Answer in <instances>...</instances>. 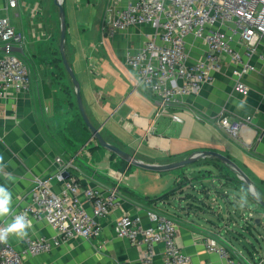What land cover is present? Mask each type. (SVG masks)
I'll list each match as a JSON object with an SVG mask.
<instances>
[{"label":"crops","instance_id":"1","mask_svg":"<svg viewBox=\"0 0 264 264\" xmlns=\"http://www.w3.org/2000/svg\"><path fill=\"white\" fill-rule=\"evenodd\" d=\"M129 2L61 0L66 20L64 52L90 122L106 142L148 165L173 163L198 151L221 153L245 173L264 200V38L252 53L241 42L234 43L243 60L254 66L239 78L247 87L246 94L235 89L237 77L233 72L237 66L223 56L221 69L213 72L198 92L162 109L147 89L136 84L133 72L124 63L125 51L141 46L151 37L152 29L136 25L112 37L101 33L103 21ZM4 15L25 38L13 53L28 62L24 63L31 80L27 93L0 98V186L12 194L11 213L30 202L36 177H52V189H63L64 181L53 178L56 157L72 161L74 167L65 175L78 180L82 187L105 193L118 186L119 206L100 220L99 237L66 241L51 252L29 256L28 261L140 264L145 247L117 238L113 226L124 213L137 215L142 224L148 225L147 212H154L174 222L177 244L194 264H221L217 255L206 250L208 239L224 246L242 264H264L262 245L250 251L238 244L242 233L234 217L240 209L239 194L246 193L244 183L216 176L224 188L223 193L215 192L227 202V213L222 215L221 205L218 212L214 211L216 201L210 198L212 191L207 190L205 178L192 176L217 159L205 157L195 165L155 171L112 156L114 153L98 146L82 120L75 87L62 59L59 61L61 25L54 0H18L16 8H8L7 0H0V17ZM203 49L201 41L188 40L191 61L197 60ZM3 53L0 43V57ZM173 114L181 121L173 120ZM221 115L231 120L250 117V121L232 135L219 125ZM196 180L202 183L200 191L195 188ZM230 190L236 197L232 200L228 197ZM228 208L234 210V217ZM9 217L0 218V223H10ZM55 235L46 223L32 222L26 238ZM26 238L9 236L20 249ZM161 250L157 245L154 264H162Z\"/></svg>","mask_w":264,"mask_h":264},{"label":"built area","instance_id":"2","mask_svg":"<svg viewBox=\"0 0 264 264\" xmlns=\"http://www.w3.org/2000/svg\"><path fill=\"white\" fill-rule=\"evenodd\" d=\"M18 0H7L8 8H16ZM149 26L152 35L138 48L125 51L124 63L133 72L136 84L147 89L156 105L162 109L179 103L183 96L198 92L212 73L221 69V58L228 56L237 66L235 89L247 93L240 76L254 66L243 60L235 41L241 42L248 53L255 51L264 38V0H130L103 21L100 29L105 36L124 32L133 26ZM201 41V56L191 61L188 40ZM25 38L4 15L0 17V98L10 93L25 94L30 90V69L13 53L22 47ZM172 119L181 121L173 114ZM220 116L219 125L236 135L244 122ZM53 178L64 181L63 189L55 192L50 177H36L30 192V202L22 209L10 213V223L17 215H26L32 222H44L55 231L54 237H28L23 248L9 238L0 243V264H32L28 257L51 252L64 242L97 238L101 234L100 220L119 206L118 186L105 193L91 187H82L75 178H67L74 167L71 160L54 159ZM86 203L90 205L87 209ZM148 225L137 215L127 213L114 223L117 238L127 239L134 245L145 247L140 264H154L155 248L162 246V264H194L191 257L177 244L176 226L163 215L147 212ZM9 222L0 223L6 227ZM205 248L215 254L221 264H242L224 246L206 240ZM261 260V259H260ZM250 264H257L253 261Z\"/></svg>","mask_w":264,"mask_h":264},{"label":"water","instance_id":"3","mask_svg":"<svg viewBox=\"0 0 264 264\" xmlns=\"http://www.w3.org/2000/svg\"><path fill=\"white\" fill-rule=\"evenodd\" d=\"M54 4L58 8L59 17H60L61 30H60V39H59V51L61 54L62 63H63V66H64L66 72L68 73V75L71 79L73 86L75 87L77 106H78L79 112L81 114L82 120L84 121V123L88 127V129L90 130L91 137L96 139L98 146H101L103 148L108 149L112 153L116 154L118 157L124 159L125 161H127V162H129L135 166H138V167H141L144 169H148V170H155V171H165V170L182 168V167H186L189 165L196 164L202 158L213 157V158L221 161L226 166H228L242 180V182L244 183V185L247 189L248 195L255 201V203H257L258 205H260L264 209V200H262L256 194V191H255L250 179L245 175V173L232 160H230L228 157L224 156L221 153L214 152V151H198V152L192 153L186 159L176 161L173 163H169V164H165V165H148V164H144V163L138 161L129 153H127V152L119 149L118 147L106 142L103 139V137L101 136V134L99 133L98 128L95 127L90 122V120H89V118H88V116L84 110L82 100L80 97V92H79V83H78L72 69L69 66V63L67 61V58H66V55L64 52L65 33H66V20H65L64 8L62 6L61 0H54ZM256 223H259V221L257 220Z\"/></svg>","mask_w":264,"mask_h":264},{"label":"rangeland","instance_id":"4","mask_svg":"<svg viewBox=\"0 0 264 264\" xmlns=\"http://www.w3.org/2000/svg\"><path fill=\"white\" fill-rule=\"evenodd\" d=\"M16 57L25 63L27 62L21 56L16 55ZM214 161H215L214 164L210 166H202L200 168L201 173H198V170H195L196 173L195 172L192 173L193 174L192 176L199 175L205 178L204 183L207 187V190L212 191L210 198L216 201L215 203H213L214 211L218 212L219 211L218 207L219 205H221V209H222L221 213L222 215L223 214L225 215V213H227L226 212L227 202L226 203L223 202V200L220 198L221 196L215 192V191H220L221 193H223L222 189L224 188V186H222L219 183L216 176L222 177L220 179H223L224 177H231L233 178V180L236 179L237 181H240L239 183H243V182L240 178H238L230 169H228L221 162H219L218 160H214ZM226 179L228 180V178ZM224 182L226 184H229V182L226 180ZM195 183H196L195 188H197L200 191L202 189L201 181L196 180ZM213 186H216L215 187L216 190L213 188ZM245 189L246 188L244 186L243 190L246 192L244 197H246V201H247L245 206L237 210L236 216L233 213L234 210L232 211L231 208H228V209L232 213V216L233 217L235 216L234 219L238 222V226L240 227V230L239 229L238 230L239 232L242 233L241 240L239 241L240 243L238 244H242V248L245 247L246 249L251 251L253 246L258 247V245H262V247H264L263 246L264 244V209L260 205L255 203V201L248 195V192ZM229 194L232 196L231 197L228 195V197L231 198V200L236 198L234 197L232 190L229 191ZM239 196L243 197V195H240V194ZM257 220L259 221L258 225L256 223Z\"/></svg>","mask_w":264,"mask_h":264},{"label":"clouds","instance_id":"5","mask_svg":"<svg viewBox=\"0 0 264 264\" xmlns=\"http://www.w3.org/2000/svg\"><path fill=\"white\" fill-rule=\"evenodd\" d=\"M12 194L4 186H0V218L8 216L11 213ZM246 197H242L239 207L243 208L246 204ZM31 227V221L26 215H17L6 227H0V243H6L9 236H15L17 239H24L28 235V229Z\"/></svg>","mask_w":264,"mask_h":264},{"label":"trees","instance_id":"6","mask_svg":"<svg viewBox=\"0 0 264 264\" xmlns=\"http://www.w3.org/2000/svg\"><path fill=\"white\" fill-rule=\"evenodd\" d=\"M59 61L61 62V56H59ZM85 124V123H84ZM112 156H115V154H112Z\"/></svg>","mask_w":264,"mask_h":264}]
</instances>
